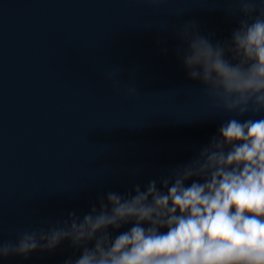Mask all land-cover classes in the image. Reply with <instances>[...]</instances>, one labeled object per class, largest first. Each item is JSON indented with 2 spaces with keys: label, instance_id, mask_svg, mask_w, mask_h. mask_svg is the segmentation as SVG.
Listing matches in <instances>:
<instances>
[{
  "label": "water",
  "instance_id": "water-1",
  "mask_svg": "<svg viewBox=\"0 0 264 264\" xmlns=\"http://www.w3.org/2000/svg\"><path fill=\"white\" fill-rule=\"evenodd\" d=\"M230 7L0 0V237L82 217L108 192L127 195L191 160L227 117L189 79L177 27L194 20L214 44L227 41L239 26ZM114 66L118 91L104 78ZM81 251L64 241L0 264H64Z\"/></svg>",
  "mask_w": 264,
  "mask_h": 264
},
{
  "label": "clouds",
  "instance_id": "clouds-1",
  "mask_svg": "<svg viewBox=\"0 0 264 264\" xmlns=\"http://www.w3.org/2000/svg\"><path fill=\"white\" fill-rule=\"evenodd\" d=\"M227 2L239 25L229 40L214 44L194 20L177 27L189 79L227 117L217 133L188 162L127 195L108 192L82 217L0 237V261L71 241L82 251L64 264H264V0ZM122 71L104 74L114 90Z\"/></svg>",
  "mask_w": 264,
  "mask_h": 264
}]
</instances>
